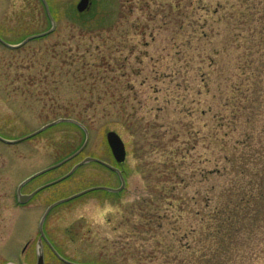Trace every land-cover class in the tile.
<instances>
[{"label": "rangeland", "instance_id": "1", "mask_svg": "<svg viewBox=\"0 0 264 264\" xmlns=\"http://www.w3.org/2000/svg\"><path fill=\"white\" fill-rule=\"evenodd\" d=\"M199 1L91 0L79 13L80 0H48L53 33L19 48L0 44V136L17 140L71 118L89 134L79 155L22 192L61 179L86 157L123 173L119 195L88 193L47 215L48 243L67 260L168 264L166 256L188 253V197L226 190L237 175L226 157H237L238 165L250 153L252 176L263 173L264 0L225 10L202 9ZM210 2L204 0L216 6ZM50 28L40 0H0V36L7 43ZM110 131L125 143L124 163L112 155ZM85 141L71 122L20 143L0 141V264L19 259L4 242L23 246L32 229L39 240L37 226L52 204L95 186L121 187L115 172L90 162L26 207L16 206L25 179L66 160ZM261 218L258 213L250 234L233 243L234 264H264ZM35 255L27 258L34 262ZM46 264L66 263L49 247Z\"/></svg>", "mask_w": 264, "mask_h": 264}, {"label": "trees", "instance_id": "2", "mask_svg": "<svg viewBox=\"0 0 264 264\" xmlns=\"http://www.w3.org/2000/svg\"><path fill=\"white\" fill-rule=\"evenodd\" d=\"M251 2L253 0H212L210 3L216 6H206L204 0H200L197 4L202 9L215 7L225 10L237 3L239 8L248 9ZM250 142L251 138L248 137L243 144L249 148L252 145ZM225 159L231 170L237 169V175L226 190L210 194L211 188L204 194L196 191L188 197V253H177L173 258L166 256L168 264H234L233 243L236 238L240 234L246 237L250 234L258 213L263 220L264 168L261 175L252 176L254 157L250 153L241 154L238 165L235 164L237 157ZM219 170H210L208 174ZM225 170L229 172L228 168Z\"/></svg>", "mask_w": 264, "mask_h": 264}, {"label": "water", "instance_id": "3", "mask_svg": "<svg viewBox=\"0 0 264 264\" xmlns=\"http://www.w3.org/2000/svg\"><path fill=\"white\" fill-rule=\"evenodd\" d=\"M90 5H91V0H80V2H79L78 5H77V9H78V11H79L80 13H83V12H85V11H87V10L89 9ZM47 11H48V13H49V15H50V18H51V20H52V23H53V28H52L49 32L30 36V37H28L26 40H24L22 43H20V44H18V45H11V44H8V43H6L5 41H3L1 38H0V41H1L4 45H6V46H8V47H10V48H19V47L24 46L25 44H27V43H28L29 41H31V40H34V39H37V38L43 37V36H45V35H47V34L53 32V31L55 30V28H56V23H55L53 17L51 16L48 7H47ZM61 121H70V120H64V119L57 120V121H55V122H52V123L46 125V126L43 127L42 129H40V130L34 132L33 134H30V135H28V136H26V137H24V138L18 139V140H7V139L2 138V137H0V140L4 141V142H6V143H10V144L18 143V142H21V141H23V140H26V139H28V138H31V137H33V136H35V135L41 133V132H42L43 130H45L46 128L51 127V126H53V125H55V124H57V123H59V122H61ZM74 122H75V121H74ZM76 123H77V122H76ZM79 125L82 126L81 124H79ZM82 127L84 128V130L86 131V133H88V132H87V129H86L84 126H82ZM88 139H89V137L87 136L86 143H85L84 146L81 148V150H79V152H77L74 156L78 155V154H79V153L85 148V146H86L87 143H88ZM107 141H108V144H109V146H110V149H111V151H112V154H113L115 160H116L118 163H124L125 160H126V157H127V149H126V146H125V143H124L122 137H121L117 132H115V131H110V132L107 133ZM74 156H72V157H74ZM72 157H71V158H72ZM69 159H70V158H69ZM66 161H67V160H65L64 162H66ZM64 162H62L61 164H63ZM89 162H97V163H100V164L106 166L107 168H109L110 170H112V171H114V172H117V173L120 175V177H121V181H122V185H121V187H120L119 189H111V188H105V187H93V188L86 189V190H84V191H82V192H79V193H77V194H74V195H72V196H70V197H68V198H65V199L60 200V201H58L57 203H55L53 206H51V207L48 209V211H47L46 214H45V217L47 216V214L50 212V210H51L54 206L59 205V204L64 203V202L71 201V200L76 199V198H78V197H81V196H83V195H85V194H87V193H90V192H92V191H94V190L106 189V190H109V191H120V190H122V189L125 187V180H124V178H123V176H122V174H121V171H120L117 167H114V166H112V165H110V164H108V163H106V162H104V161H102V160H99V159H96V158H92V157H87V158H85L82 162H80L79 164H77L69 174H67L66 176L62 177L61 179H59V180H57V181H55V182H52V183H50V184L45 185V186L42 187V188H47V187H49V186H51V185H53V184H56V183H58V182H60V181H62V180H64V179H66V178L69 177V176H70V175H71V174H72L77 168H79V167H81V166H83L84 164H87V163H89ZM61 164H58V165H56V166H54V167H51V168H49V169H47V170H45V171H49V170H51V169H53V168H55V167H57V166H59V165H61ZM42 188H41V189H42ZM30 197H31V196H21V200L25 201L26 198H30ZM45 217H44V219H45ZM49 245H50V247L52 248L53 252L56 254V256H57L60 260H62L63 262H65V263H67V264H78V263H74V262H71V261H69V260H66L64 257H62V256H61V255H60V254H59V253H58V252L52 247V245H51L50 243H49ZM37 264H44V257H43L42 254H41L40 257H39V260H38V263H37Z\"/></svg>", "mask_w": 264, "mask_h": 264}, {"label": "flooded vegetation", "instance_id": "4", "mask_svg": "<svg viewBox=\"0 0 264 264\" xmlns=\"http://www.w3.org/2000/svg\"><path fill=\"white\" fill-rule=\"evenodd\" d=\"M51 9V7H50ZM52 11V9H51ZM42 175V174H40ZM40 175L36 176L35 178L31 179L30 181L24 183L23 185H19L17 188V200L14 199V202L16 204V206L18 207H26L28 205V203H30L35 196H37L38 194H40L42 192V189L40 190V188L43 187L42 186H38L36 188H34V190L30 193H23L22 189L27 186L28 184L32 183L35 181V179L37 177H39ZM37 191V192H36ZM34 192H36L35 194H33ZM19 194L23 195V196H30L33 194V196H31L30 198H26L24 202L21 201ZM42 218H40V222L37 226V231H38V241L35 243L34 239H35V230H31L29 231V233L27 234V236H25V238L27 239V241L23 244V246H19L17 248V241L15 239H12L11 241H7L4 242V245L1 246L3 249H11L14 248L16 249V251L19 253V259L18 261H14L12 259H8V261L6 262V264H37L38 263V259L40 257V255L42 254L44 257V264H46V253L49 249V245H48V240H47V233L45 230V220L43 222V225L41 227V222H42ZM35 220V219H34ZM17 225H19L18 223H16V219L13 221V228H15ZM34 228V225H33ZM22 238V237H21ZM34 242V244H33ZM30 253H35V261L32 262L31 258H27V255Z\"/></svg>", "mask_w": 264, "mask_h": 264}]
</instances>
